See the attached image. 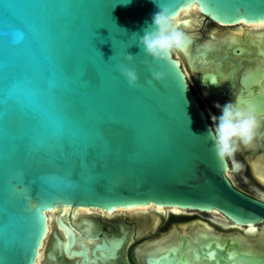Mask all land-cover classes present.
Returning a JSON list of instances; mask_svg holds the SVG:
<instances>
[{"label":"water","instance_id":"1","mask_svg":"<svg viewBox=\"0 0 264 264\" xmlns=\"http://www.w3.org/2000/svg\"><path fill=\"white\" fill-rule=\"evenodd\" d=\"M157 3L174 16L195 5L227 26L264 19V0H0V264H35L56 208L264 220V203L227 179L179 62L137 47ZM121 64L135 68V86Z\"/></svg>","mask_w":264,"mask_h":264},{"label":"flooded vegetation","instance_id":"2","mask_svg":"<svg viewBox=\"0 0 264 264\" xmlns=\"http://www.w3.org/2000/svg\"><path fill=\"white\" fill-rule=\"evenodd\" d=\"M199 17L196 28L184 31L192 38L188 56L173 57L206 122L211 126L210 116L221 114L216 104L237 101L254 104L264 117V28ZM235 160L241 168L233 170L229 161L226 171L232 187L264 203V128ZM155 208L56 209L35 264H264V220L251 225L257 229L252 240L244 233L249 225H235L219 212ZM208 245L221 258L207 259Z\"/></svg>","mask_w":264,"mask_h":264},{"label":"clouds","instance_id":"3","mask_svg":"<svg viewBox=\"0 0 264 264\" xmlns=\"http://www.w3.org/2000/svg\"><path fill=\"white\" fill-rule=\"evenodd\" d=\"M157 6L159 11L153 15L150 27L145 29L144 34L139 36L136 42L144 55L151 57L154 62H168L174 53H186L192 44V38L177 27V16L170 15L169 9L161 8L158 3ZM133 35L137 37V34ZM124 59L131 65L134 57L126 54ZM119 71L127 80L129 87L137 84L138 76L134 67L121 64ZM164 79L165 73H153V80ZM215 107L221 114L210 116L211 126L207 135L213 142L215 155L225 170L229 161L233 170H239L241 165L235 160V154L241 147H249L261 134L264 117L257 115L254 104L244 107L237 101L228 102L223 106L216 104Z\"/></svg>","mask_w":264,"mask_h":264},{"label":"bare ground","instance_id":"4","mask_svg":"<svg viewBox=\"0 0 264 264\" xmlns=\"http://www.w3.org/2000/svg\"><path fill=\"white\" fill-rule=\"evenodd\" d=\"M200 15H199V13H198V9H197V7L195 6V5H190V6H188V7H186L185 9H182V10H180L179 12H178V14H177V20H178V22H180V21H187V20H193L192 21V24H191V27H182V31H190L191 29H194V28H196V25L199 23L198 22V20H197V18L196 17H199ZM244 24V23H243ZM257 25V27L256 28H259V26H261L260 25V23H258V24H255V26ZM225 26H227V25H225ZM253 26V25H252ZM254 26V27H255ZM260 28H262V27H260ZM259 28V29H260ZM255 29V28H254ZM176 54H178V53H176ZM252 169H254V168H252ZM255 172V171H254ZM256 173V172H255ZM259 179V178H258ZM263 179V178H262ZM260 180V179H259ZM57 209V208H56ZM56 209H54V210H52L51 212H48L47 214H46V216H47V231H46V234H47V232H48V227H49V223L51 222V220H52V216H51V213L52 212H54ZM118 210V209H117ZM126 210H129V209H126ZM65 211H66V207H64V208H61V213L63 214V213H65ZM155 211H162L161 210V208H155ZM111 212H113V211H111ZM172 212H174V213H177L178 214V210H172ZM108 213H110V212H108ZM159 220V219H158ZM196 222V221H195ZM191 225V224H190ZM157 226V225H156ZM192 226V225H191ZM183 227H185V226H183ZM182 227V228H183ZM186 228V227H185ZM253 228V227H252ZM256 230L257 229H255V231L253 232V231H251L250 230V228H248L246 231H244V233L247 235L246 237L247 238H250V239H254V238H256ZM46 234H45V236H46ZM45 238V237H44ZM263 238H259V240H262ZM41 248V247H40ZM38 252H39V250H38ZM37 256H38V254H37ZM37 258V257H36ZM36 260V259H35Z\"/></svg>","mask_w":264,"mask_h":264},{"label":"snow or ice","instance_id":"5","mask_svg":"<svg viewBox=\"0 0 264 264\" xmlns=\"http://www.w3.org/2000/svg\"><path fill=\"white\" fill-rule=\"evenodd\" d=\"M245 22H246V21H245L244 19H239V20L236 21L235 23H245ZM254 22L260 23L261 27L264 28V19L257 20V21H254ZM247 23H253V22H247ZM239 34H241V33H235L234 35H239ZM85 154H87V147L85 148ZM140 206H144V207H146L147 205H146V204H144V205H133V206H130L129 209H130L131 207H140ZM164 206H165V205H160V208H163ZM173 210L175 211L176 209L174 208ZM41 215H43V212L41 213ZM234 219H235V220H239L240 222H236V223H239V224L248 223V224H249V228H250V230L253 231V232L255 231V228H252V227H251V222H250V221H243V220H240L239 218H236V217H234ZM43 231H44V229H43ZM42 238H43V235H42V237L39 238V240H38V244H37L36 248H38V246H39V241H40ZM217 247H219V245H217ZM206 248L209 249V251H207L206 254H205V255H206V258L209 259V260H215V258H216V253H215L214 251L210 250V249H211V246L208 245V246H206ZM231 258H232V257L230 256L229 259H231ZM162 259H166V258H162ZM196 259L199 260V259H200V256L197 255V256H196Z\"/></svg>","mask_w":264,"mask_h":264},{"label":"rangeland","instance_id":"6","mask_svg":"<svg viewBox=\"0 0 264 264\" xmlns=\"http://www.w3.org/2000/svg\"><path fill=\"white\" fill-rule=\"evenodd\" d=\"M196 18L198 19V18H201V17H196Z\"/></svg>","mask_w":264,"mask_h":264}]
</instances>
